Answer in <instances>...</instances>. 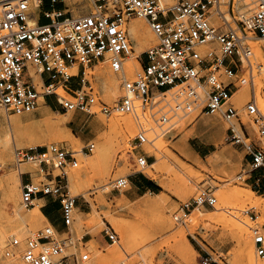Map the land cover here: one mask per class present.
<instances>
[{
	"label": "rangeland",
	"instance_id": "374dc122",
	"mask_svg": "<svg viewBox=\"0 0 264 264\" xmlns=\"http://www.w3.org/2000/svg\"><path fill=\"white\" fill-rule=\"evenodd\" d=\"M255 1L251 0V7H255ZM56 6L65 9L73 16L84 15L94 10L92 0H58ZM219 9L222 13L212 18V22L221 26L223 30L234 28L238 32L245 19L254 10L247 11L244 0H222ZM137 18L139 16L132 17L126 24L133 51L123 57L124 64L128 63L131 54L141 47L140 60L143 62L145 51L157 41L147 20L146 25L154 33V37L149 39L145 46H142L138 38L130 33L128 25ZM254 42H262L261 44L264 45V38L245 40V44L251 45L254 51L252 59L263 63V67L254 70L255 86L249 84L243 86L239 89L245 92L242 99L236 96V93L232 101L237 107L243 109L246 102L256 95L260 107L264 110V55H257L252 47ZM210 46L205 45L201 49L205 52ZM76 68L77 76L70 79L68 88L56 89L60 96L51 94L57 101V109L52 110L45 105H40L35 112L8 114L0 105V138L4 137L8 129L21 131L24 128H32L35 130L38 143L34 147L32 141L22 137L12 143L9 151L0 154V264H20L18 255L6 254L12 236H17L24 242L31 233L48 224L45 217L35 214V208L39 207L41 201L35 200L34 208L23 205V183H6L23 164L30 168L35 183L45 180V173L40 163L29 160L17 164L16 151L32 149L36 153L52 143H59L73 150L78 160L77 166H69L67 169L69 188L77 200L71 226L73 242L69 245L67 252L88 253L89 259L81 264H117L121 261H126L128 264H204L206 257H210V264H248L241 249L242 240L238 223L243 224L245 220L243 225L251 230L250 233L248 229L250 235L247 234L254 245V254L257 257L254 264H264V256H260L256 251L253 233V228L258 227L264 234V192L255 191L249 184L247 179L249 176L244 170L245 151L227 140L230 124L221 112L206 114L195 109L189 114L174 119V124L162 131L156 119L160 116V107L164 102L160 95H156L155 107L147 106L142 111L139 110L141 121H139L141 117L131 114L133 124L130 127L120 125L114 130L109 125L110 120L121 112L113 111L111 114L102 112L100 100L109 106H114L122 94V78L126 74L117 75L119 97L116 102H110L103 88L105 76L114 71L110 62L96 61L86 69L76 64ZM101 68L106 71L101 72ZM141 68H137L136 71ZM96 70L98 71L94 72ZM69 72L74 73L72 69ZM83 78L85 83L82 82ZM38 88L44 91L42 85L38 84ZM81 88L96 98L90 112L63 109L58 97L75 100V92ZM142 112L145 115L142 116L144 114ZM241 117L251 130L252 138H256L257 133L252 130V127L257 129V126L253 120L243 111ZM43 118L48 120L46 124L49 121L61 124V130L53 133L47 129L48 124L45 125ZM140 125L148 128V136L151 140L143 146L149 157V163L155 161V165L159 167L155 171L156 174L171 186L169 189L161 186L157 179L148 175L149 168L146 167L139 175L151 179L156 187L143 195L130 197L128 193L135 191L132 183L119 190L112 189L111 184L119 176L129 175L130 180H133V177L138 175L134 172L137 169L135 162L127 151L131 149L130 142L136 136ZM66 128L70 129L74 135L68 136ZM38 129L41 131L39 132ZM132 131H134L133 134ZM60 135L64 137L61 138ZM186 135L193 149L203 151L199 159L189 152L187 144L184 143ZM158 142L167 144L166 152L155 148L154 145ZM89 143L94 144L93 150L87 148ZM102 143H105L104 149ZM204 148L208 153L210 152L208 155H204ZM100 149L103 150V154L98 158L96 155ZM185 166H192L194 173L187 174ZM58 172L60 170L56 168L55 173ZM185 174L188 184H183L180 179ZM240 174L242 177L238 178ZM206 188L211 189L217 197L216 206L191 208L189 219L177 221L174 216L180 211L182 205L192 201L202 189ZM236 192L241 193V198L237 197ZM162 198H166V202L163 203ZM16 213H19L27 223L23 222ZM199 215L201 217L198 218ZM196 216L199 219L198 222ZM247 220L250 221L251 226ZM110 228L117 233L118 239L115 242L106 237L105 230ZM192 229L194 232L191 231ZM60 233L64 237L68 236L66 231ZM116 246L119 248L116 249Z\"/></svg>",
	"mask_w": 264,
	"mask_h": 264
},
{
	"label": "built area",
	"instance_id": "2783aa9c",
	"mask_svg": "<svg viewBox=\"0 0 264 264\" xmlns=\"http://www.w3.org/2000/svg\"><path fill=\"white\" fill-rule=\"evenodd\" d=\"M58 0H0V105L8 114L35 112L45 95L56 94L59 87L68 88L77 73L68 69L78 64L85 69L96 61L110 62L114 71L123 72V57L132 49L126 24L134 16L144 17L157 37L145 51L142 68L132 78L123 76L122 94L114 106L100 100L101 111L137 114L141 109L155 107L156 95L162 97L157 119L162 131L174 124V119L195 109L200 113L221 112L229 122L227 140L245 151L250 170L264 167V110L256 95L240 109L232 101L245 85L255 86L254 70L263 63L252 59L253 51L245 44L255 36L264 38V0L256 5L238 32L223 30L212 18L220 15L222 0H92L94 10L79 16L59 8ZM41 9L37 12V9ZM40 15V19L36 17ZM36 21L33 22V18ZM211 45L205 52L201 47ZM41 78L44 91L39 90L31 70ZM85 83V79H82ZM75 100L58 97L65 110L90 112L95 96L83 88L76 90ZM250 117L257 129L256 138L243 122L241 112ZM151 142L148 128L140 125L127 152L144 172L149 157L144 144ZM87 148L93 150L94 144ZM36 160L45 173V180L35 183L30 172L27 183L22 182V203L35 205L38 196L51 195L61 205V215L68 236L64 237L50 223L31 233L24 242L12 236L6 254L18 255L20 264H81L89 254L67 252L72 244L71 226L77 206L76 196L69 188L68 167L77 166L73 150L52 143L41 151L17 149L15 162ZM58 168L60 172L55 173ZM247 174L248 171L245 170ZM242 174L238 176L241 178ZM130 183L129 175L112 181V189ZM217 197L211 189H202L192 201L184 203L175 214L177 221L189 219L191 208L215 207ZM106 237L118 239L113 229ZM257 253L264 256V234L253 228ZM210 257L204 264H210ZM117 264H128L121 261Z\"/></svg>",
	"mask_w": 264,
	"mask_h": 264
},
{
	"label": "bare ground",
	"instance_id": "6f19581e",
	"mask_svg": "<svg viewBox=\"0 0 264 264\" xmlns=\"http://www.w3.org/2000/svg\"><path fill=\"white\" fill-rule=\"evenodd\" d=\"M164 2H173V0H163ZM237 1V0H236ZM254 1V0H253ZM256 2V1H255ZM251 0H244V5L245 7L248 9L247 11H250L252 9H254L255 7H251ZM256 5V4H255ZM253 11V10H252ZM244 16V15H243ZM246 17V16H244ZM36 21V18L34 17L33 18V22ZM128 29L130 31V33L134 34L138 40L140 41V43L142 44V46H145L147 43H148V40L153 38L154 37V33L150 30V28L146 25V19L144 17H139L137 18L136 20L130 22V24L128 25ZM255 39H258V40H262L263 37L261 36H255L253 37ZM253 41V40H252ZM262 43V42H261ZM261 43L259 42H254L252 43V47L256 50V53L257 55H264V45H262ZM251 46V45H250ZM253 49V50H254ZM142 52V47L141 49H138L136 50L135 52H133L131 54V56L129 57V60H128V63L126 62V64H124V71L123 72H117V71H112V72H109L107 73V75L105 76L104 80V85H103V88H104V91L106 92V96L107 98L110 100V102H116L117 98L119 97V86H118V83L116 81V78H117V75H120V74H126V76L128 77H132L136 71L137 68H141L142 67V62L140 60V54ZM254 52V51H253ZM72 69L74 73H77V68H76V65H73L72 67H70L68 69V71ZM33 70V69H32ZM31 70V74L33 75V78L34 80L40 84V85H43V82L41 80V78L39 77V75L35 74L34 70L32 71ZM95 70V69H94ZM93 71V70H92ZM98 70L94 71V72H97ZM102 71H106V69L104 70L103 68H101V72ZM97 74V73H96ZM124 74V75H125ZM103 76V75H102ZM98 78V77H97ZM262 80V79H261ZM61 88V87H60ZM260 89V88H259ZM244 90L242 91H238L236 96H238L240 99H242V96L244 95ZM118 101V100H117ZM44 98L42 97L41 98V103L40 105H45L44 104ZM141 110V109H140ZM142 111V110H141ZM144 113V112H142ZM134 115V114H132ZM132 115L131 114H128V113H117L111 120H110V127L111 129H114L116 130L120 125H128V127H130L131 124H133V118H132ZM135 115H138L137 117H141L140 115V111L137 112V114ZM145 115L142 114V116ZM3 116V115H2ZM50 116V115H49ZM10 117V116H9ZM17 117V116H16ZM46 117V116H45ZM146 117V116H145ZM8 118V117H7ZM13 118V117H12ZM136 118V117H135ZM144 118V117H143ZM45 120V118H43ZM138 120V118H136ZM142 120V117L139 121ZM148 120V119H147ZM157 120V119H156ZM48 120L46 119L45 120V125H47V129H49L50 131H52L53 133H56L58 132L59 130H61V124H58V123H53V122H50L46 124ZM63 121V119H62ZM14 122V121H12ZM20 122V121H19ZM57 122V121H56ZM64 122V121H63ZM18 123V122H17ZM25 123V122H24ZM23 123V124H24ZM40 123V122H39ZM44 123V122H43ZM144 123V122H143ZM19 124V123H18ZM41 124V123H40ZM10 126V125H9ZM37 126V125H36ZM21 127V125H20ZM29 127V126H28ZM39 127V126H37ZM41 129V128H40ZM67 130V133H68V136H72L74 135L72 133V131L68 128H66ZM161 129V128H160ZM42 130V129H41ZM40 130V131H41ZM35 130H33L32 128H24V129H21V131L19 130H13V128L11 130L8 129V132L4 135V137L0 138V154H3L7 151H9L11 149V145L12 143L16 140V139H19V138H22V137H26L28 138L29 141H32L33 143V146H37L38 143H37V135L35 134L34 132ZM39 131V129H38ZM39 131V132H40ZM48 131V130H46ZM65 131V132H66ZM46 133V132H44ZM51 133V132H49ZM52 133V135H53ZM134 133V131H132V134ZM161 133V132H160ZM43 134V133H42ZM41 135V133H40ZM196 136V135H195ZM61 138H63L64 136L60 135ZM23 140V139H22ZM183 140V139H182ZM25 141V139H24ZM184 143L187 144V147H188V150L191 154H193L197 159L200 158V155L195 151V149L192 148V146L189 144L188 142V135H186V137L184 138ZM104 145L105 143H102V147L104 149ZM156 146L155 148H157V150H161L162 152H166V146L167 144H164V143H155ZM18 148V147H17ZM182 148V147H181ZM103 154V150L100 149L97 153V157L100 158ZM157 156H159V152L156 153ZM182 154V153H181ZM184 155L188 156L187 153H184ZM216 157V156H215ZM189 159V158H188ZM36 161V160H35ZM26 163V162H25ZM28 163V162H27ZM149 169L147 171L148 175L151 176L152 178H154L155 180L157 179L158 182L161 184V186H164L165 188H168L171 186V184H169L166 180L162 179V178H159L158 175L156 174V170H158V166L155 165V161L152 162V163H149V165L147 166ZM18 168V167H17ZM16 168V170H17ZM30 168L28 166H26L25 164L21 165L19 167V169L17 170V172L13 173L11 175V177L6 181L7 184H10L11 182H19V183H22V175L24 173H27V172H30ZM185 171L187 174H190V173H194L193 171V167L192 166H185ZM31 173V172H30ZM191 175V174H190ZM189 176V175H188ZM181 181L183 184L187 183V180H186V174L185 176H182L181 178ZM2 182V181H1ZM14 184V183H13ZM188 184V183H187ZM1 185V184H0ZM12 185V184H11ZM21 185V184H20ZM3 188V187H2ZM7 188V187H6ZM253 193L256 194L255 191L251 190ZM237 193V192H236ZM252 193V194H253ZM8 194V193H7ZM241 194V193H240ZM237 193V197H240L242 195H240ZM243 194V193H242ZM9 195V194H8ZM254 195V194H253ZM163 196V195H162ZM161 196V197H162ZM165 196V195H164ZM255 196V195H254ZM164 198V197H163ZM162 198V202L164 203L165 199ZM249 199V197H247ZM10 199V198H9ZM246 199V198H245ZM252 199V198H251ZM167 200V199H166ZM240 200V199H239ZM11 201V200H10ZM241 201V200H240ZM249 201V200H248ZM254 201V200H253ZM161 202V200L159 201ZM166 202V201H165ZM221 202V201H220ZM255 202V201H254ZM260 202V200H259ZM258 203V201H257ZM261 203V202H260ZM263 203V202H262ZM250 204V203H249ZM254 205V204H252ZM6 206V205H5ZM255 206V205H254ZM4 207V206H3ZM36 207V206H35ZM18 209V208H17ZM262 209V208H261ZM79 212V211H78ZM81 212V211H80ZM3 214H6V213H3ZM20 218H22L23 222H26V220L19 214V213H16ZM35 214L37 216H43L44 215L42 214L41 210L39 207H36L35 208ZM7 215V214H6ZM5 215V216H6ZM17 217V216H16ZM93 217V216H92ZM201 217L200 215L198 216V218ZM11 218V217H9ZM15 218V216L13 217ZM35 218V217H34ZM197 218V216L195 217ZM197 218V219H198ZM17 219V218H16ZM15 219V221H16ZM202 219V218H201ZM10 220V219H9ZM12 220V219H11ZM35 220V219H33ZM80 220V219H79ZM249 220V219H248ZM247 220V223L249 224L250 221L248 222ZM14 221V220H13ZM31 221V220H30ZM102 221V220H101ZM167 221V220H166ZM169 221V220H168ZM199 221V219L197 220V222ZM33 222V221H32ZM31 222V223H32ZM39 222V221H38ZM243 222V221H242ZM246 222V220L244 221V223ZM27 223V222H26ZM25 223V224H26ZM34 223V222H33ZM167 223V222H166ZM239 223V231H240V235H241V240H242V245H241V249H242V253L244 254L245 258H246V262H248V264H254L255 263V260H256V256L254 254V245L251 243L250 241V238H249V231L251 233V230L247 229V227L243 224H241L240 222ZM251 226V223L250 225ZM251 228V227H250ZM192 232H194V229L191 230ZM249 235H248V234ZM252 235V234H251ZM188 242V240H187ZM188 244V243H187ZM190 244V243H189ZM188 244V245H189ZM191 246V245H190ZM116 249H118L119 247L116 246L115 247ZM190 248V247H189ZM124 249V248H123ZM122 251V250H121ZM188 254V253H187ZM15 262V261H14ZM18 263V262H17ZM3 264V263H2Z\"/></svg>",
	"mask_w": 264,
	"mask_h": 264
},
{
	"label": "crops",
	"instance_id": "0c3cea01",
	"mask_svg": "<svg viewBox=\"0 0 264 264\" xmlns=\"http://www.w3.org/2000/svg\"><path fill=\"white\" fill-rule=\"evenodd\" d=\"M41 9H37V12H39ZM37 19H40V15L36 17ZM44 104L45 107L49 109H57V101L54 98L53 95H45L44 96ZM195 151L201 156L203 151L195 149ZM210 153V152H209ZM207 150L204 148V155L209 154ZM245 161V168L244 170L248 171L247 176H249L247 179L249 181V184L255 189L257 192H264V167H261L259 169L250 170V167L247 163L246 158L244 157ZM138 175H135L133 177V180H130V183H132L135 187V191H131L128 193L130 197H133L134 195H143L148 191H152L156 185L155 183L149 179L146 176H141L139 173ZM29 181L28 176L22 177V182L27 183ZM36 200L41 201V204L39 205V208L46 218L47 222L52 224L54 228L58 232H64L66 231V227L64 225L62 215H61V205L57 198L51 196V195H44V196H38ZM36 206V203L32 208Z\"/></svg>",
	"mask_w": 264,
	"mask_h": 264
}]
</instances>
